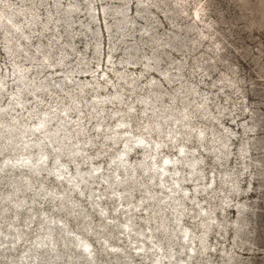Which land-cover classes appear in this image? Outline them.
<instances>
[{
  "label": "rangeland",
  "instance_id": "rangeland-1",
  "mask_svg": "<svg viewBox=\"0 0 264 264\" xmlns=\"http://www.w3.org/2000/svg\"><path fill=\"white\" fill-rule=\"evenodd\" d=\"M0 83V264H264V0H0Z\"/></svg>",
  "mask_w": 264,
  "mask_h": 264
},
{
  "label": "bare ground",
  "instance_id": "bare-ground-1",
  "mask_svg": "<svg viewBox=\"0 0 264 264\" xmlns=\"http://www.w3.org/2000/svg\"><path fill=\"white\" fill-rule=\"evenodd\" d=\"M197 13V12H196ZM197 15V14H196ZM17 71V70H16ZM25 74V73H24ZM23 74V75H24ZM23 76L21 75L20 76V79L22 78ZM21 82V81H20ZM44 83V82H43ZM21 84V83H20ZM23 84V83H22ZM21 84V85H22ZM25 84V83H24ZM38 84V83H37ZM28 85V84H27ZM24 87V86H23ZM2 88V83H0V89ZM22 88V87H21ZM35 88V87H34ZM80 88H82V87H80ZM24 89V88H23ZM116 95V94H115ZM20 103V102H19ZM148 104V103H147ZM97 107V106H96ZM62 111V110H61ZM54 115V114H53ZM57 116V115H56ZM64 116V115H63ZM54 117V116H53ZM156 119H157V117H156ZM52 121V120H51ZM50 122V118H49V116L47 115V113H45V114H43L42 115V117L39 119V122H37L36 124H35V129H37V131H40V132H47V125H48V123ZM62 123V122H61ZM61 125V124H60ZM63 125V124H62ZM61 125V126H62ZM1 126V125H0ZM63 128V127H62ZM56 130V129H55ZM31 131H33V130H29V131H27V132H31ZM78 131H79V129H78ZM8 132H9V137L10 138H13V133H12V128L11 129H9L8 130ZM32 133V132H31ZM80 133V132H79ZM199 133V132H198ZM201 134H202V132H200ZM30 134V133H29ZM201 134H198V135H201ZM47 135V138H49V139H53V134H46ZM16 136V135H15ZM14 136V137H15ZM46 139V138H45ZM114 139V138H113ZM46 141V140H45ZM48 141V140H47ZM53 141H55V140H53ZM52 141V142H53ZM127 139H125V143H126V149L125 150H123L121 153H120V155H121V157L122 158H120L119 159V165H120V167H124V165H125V163H126V161H127V157L126 158H124V156L126 155V153H127V148H129V146H128V144H127ZM136 142H145V140L142 138V137H140L139 139H137L136 140ZM42 143L43 142H34V143H29V142H24V143H22L21 144V146L20 147H17L18 149H20L21 151H25V154H26V157H25V159H24V161H23V163H20L21 164V166H25V167H29L30 169H32V171H34V172H37V171H39L42 167H35V166H33V165H31L30 163H29V161L30 162H32L33 160L31 159V152L30 153H27L28 152V150L31 148V147H33V146H35L39 151H40V157H39V161H41V166H43V167H45L43 164L46 162V157H47V153H45V152H43L42 151ZM50 143V142H49ZM62 143H63V141H62ZM61 143V145H63ZM43 145H44V143H43ZM60 145V144H59ZM60 145V146H61ZM159 145V143L157 142L156 144H155V147H153V150H155V151H157L158 152V150H157V146ZM225 145V144H224ZM16 146V145H15ZM58 146V145H57ZM142 147V146H141ZM143 148L145 149L146 147L145 146H143ZM15 149H16V147H15ZM159 149V148H158ZM68 150V149H67ZM71 150V149H70ZM18 151V150H17ZM37 152V151H36ZM3 153V152H2ZM33 153V152H32ZM71 153V152H70ZM178 153L180 154V155H184V151H183V147L182 148H180L179 150H178ZM57 154V153H56ZM63 154V153H62ZM154 154H155V152L153 153V156H154ZM68 155V154H67ZM152 156V157H153ZM185 157V156H184ZM71 158V157H70ZM58 159H59V157H58ZM10 160V159H9ZM73 160V159H72ZM18 161H20V159L18 160ZM28 161V162H27ZM144 161V160H143ZM172 161H173V159L172 158H170L169 156H165L163 159H162V163H161V165L159 166L160 167V169H162V170H160V171H158V172H152L151 173V175H150V179H154L156 176H157V174L159 175V178L162 180V181H164V176H165V173L171 168V167H174V166H172ZM145 162V161H144ZM117 163V162H116ZM154 163H156V161L155 162H153V164ZM148 164V163H147ZM191 164V163H190ZM195 164V163H194ZM7 165H10L9 163H8V161H4L3 162V164L0 166V169L2 170V169H4ZM16 166L15 167H19V165H17V164H15ZM117 166V165H116ZM137 166V165H136ZM139 166V165H138ZM137 166V167H138ZM192 167L194 166L193 164L191 165ZM14 167V166H13ZM129 167V166H128ZM137 167H135V168H137ZM40 168V169H39ZM149 168H151V169H153L152 167H150V166H145L144 168H143V170L144 171H146V170H148ZM196 168V167H195ZM125 169H127V168H125ZM129 169V168H128ZM80 170V169H79ZM79 170H77V179H78V181L77 182H74V184H72V187L73 188H75V187H80V185H79V183H81V182H83L85 179H86V177L85 176H83V174H82V172L81 171H79ZM117 170V169H116ZM124 170V169H123ZM130 170V169H129ZM142 170V169H141ZM191 170V169H190ZM195 170V169H194ZM132 171V170H131ZM134 171V170H133ZM132 171V172H133ZM125 172V171H124ZM131 172V173H132ZM196 172V171H195ZM194 172V173H195ZM130 173V174H131ZM192 174V173H191ZM59 175H61V174H59ZM91 177V176H90ZM129 177V176H128ZM136 177V176H135ZM134 177V178H135ZM109 178V177H108ZM180 179V178H179ZM33 180V179H32ZM13 181V180H12ZM70 181V180H69ZM73 181V180H72ZM105 181H108L107 179H105ZM123 179H118V180H116V181H114L115 183H116V185L117 186H119V185H122V183H123ZM125 182V181H124ZM131 182V181H130ZM180 182V181H179ZM13 183H14V185L16 186V187H18V183H17V180H14L13 181ZM176 183H178V180L176 181ZM31 180L28 178L27 180H26V186L27 187H31ZM126 184V183H125ZM13 185V184H12ZM87 185V184H86ZM135 185V184H134ZM179 185V184H178ZM44 186V185H43ZM128 186V185H127ZM81 188V187H80ZM236 188H238V187H236ZM40 189V188H39ZM180 189V188H179ZM46 190V189H45ZM236 190V189H235ZM237 191V190H236ZM52 192V191H51ZM70 193V192H69ZM52 194V193H51ZM50 195V194H49ZM62 195H63V199H65V193L63 192L62 193ZM154 197V196H153ZM7 199L9 198V196H7L6 197ZM118 199H120V198H118ZM150 199H151V197H150ZM173 199V198H172ZM176 199V198H175ZM151 200H153V199H151ZM122 201V200H121ZM149 201V200H148ZM154 201V200H153ZM177 201H179V200H176V202ZM175 202V201H174ZM175 202V203H176ZM20 204H22V203H20V201H18L17 202V205H20ZM63 206V205H62ZM64 207V206H63ZM179 217V216H178ZM88 225V224H87ZM103 226V225H102ZM124 226H125V228H124V231L126 232V231H128L129 230V228H130V223H129V219H127V221L125 222V224H124ZM47 231L45 232V234L43 235V236H41V238L42 239H45V238H47V239H49V240H52V238H51V236H53V232H54V230L52 229V226L50 225V226H48L47 228ZM210 229V228H209ZM88 230V229H87ZM90 230V229H89ZM168 230V229H167ZM14 235H15V238L17 239V240H19V239H21V237H22V234L20 233V232H17V231H13L12 232ZM141 234V233H140ZM172 237V236H171ZM205 237H206V235H205ZM182 238L184 239V240H186V241H189L190 240V236L187 234V232L185 231L184 232V234H183V236H182ZM170 239V238H169ZM202 239L204 240V236L202 237ZM204 241H206V240H204ZM75 242L77 243V245H80L81 247H82V251L84 252V254L85 255H87V256H89L90 258H93V255H92V252H91V250H89L88 249V244H87V242L88 241H86L85 239H80V238H76L75 239ZM46 243H48V244H52V242H50V241H45V240H38V241H36V244H38V245H43V244H46ZM54 244V243H53ZM159 247H161V246H159ZM138 249H142V247L140 246V247H138ZM205 249V248H204ZM169 257H172L173 255L171 254V253H169V255H168ZM155 262L157 263V264H160L161 262L159 261V260H155Z\"/></svg>",
  "mask_w": 264,
  "mask_h": 264
}]
</instances>
